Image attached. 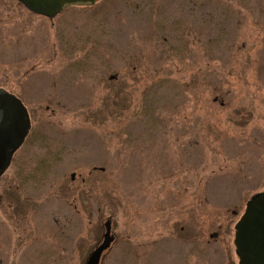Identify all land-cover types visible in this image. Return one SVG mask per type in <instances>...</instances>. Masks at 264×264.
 I'll return each mask as SVG.
<instances>
[{
	"label": "rangeland",
	"instance_id": "rangeland-1",
	"mask_svg": "<svg viewBox=\"0 0 264 264\" xmlns=\"http://www.w3.org/2000/svg\"><path fill=\"white\" fill-rule=\"evenodd\" d=\"M193 1L49 19L0 0V89L30 118L0 179V264H86L109 219L100 264H238L264 191V0Z\"/></svg>",
	"mask_w": 264,
	"mask_h": 264
},
{
	"label": "water",
	"instance_id": "water-1",
	"mask_svg": "<svg viewBox=\"0 0 264 264\" xmlns=\"http://www.w3.org/2000/svg\"><path fill=\"white\" fill-rule=\"evenodd\" d=\"M16 1L35 15L53 19L67 6L94 4L98 0ZM29 130L30 118L25 106L14 95L0 89V176L8 169L12 155L23 144ZM104 229L102 243L90 254L86 264H100L104 252L111 247L114 237L110 220L104 223ZM235 232L238 264H264V191L247 202Z\"/></svg>",
	"mask_w": 264,
	"mask_h": 264
},
{
	"label": "trees",
	"instance_id": "trees-1",
	"mask_svg": "<svg viewBox=\"0 0 264 264\" xmlns=\"http://www.w3.org/2000/svg\"><path fill=\"white\" fill-rule=\"evenodd\" d=\"M122 1H124V2H126L127 0H122ZM175 1H177V0H175ZM179 1V0H178ZM181 1H183V0H180V2ZM185 1V3H187L188 5H195L194 4V1L193 0H184ZM105 3V4H113V3H115V0H98L97 2H95L94 4H88L89 6H93V5H95V4H97V3ZM173 2V1H172ZM196 2H197V0H196ZM72 6H78V5H72ZM79 6H87V5H79ZM70 7V6H69ZM165 60H168V61H170V62H172V60L173 61H175V59H174V57L172 58V60H169V59H165ZM163 64H166V63H164V61H163ZM217 99H215V101H216Z\"/></svg>",
	"mask_w": 264,
	"mask_h": 264
},
{
	"label": "flooded vegetation",
	"instance_id": "flooded-vegetation-1",
	"mask_svg": "<svg viewBox=\"0 0 264 264\" xmlns=\"http://www.w3.org/2000/svg\"><path fill=\"white\" fill-rule=\"evenodd\" d=\"M113 77H111V79H112ZM27 137L28 136H26V138H25V140L24 141H26L27 140ZM25 143V142H24ZM23 147V145H21L20 146V148H18V150H16L15 152H14V154L12 155V157H11V160H10V164H9V167H8V169L0 176V179L5 175V173L9 170V168L12 166V164L14 163V160H15V158H16V154L18 153V151L21 149ZM114 241H115V237H114ZM113 241V242H114Z\"/></svg>",
	"mask_w": 264,
	"mask_h": 264
}]
</instances>
